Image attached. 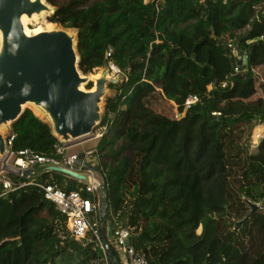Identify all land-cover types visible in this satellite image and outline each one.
<instances>
[{
  "label": "trees",
  "instance_id": "trees-1",
  "mask_svg": "<svg viewBox=\"0 0 264 264\" xmlns=\"http://www.w3.org/2000/svg\"><path fill=\"white\" fill-rule=\"evenodd\" d=\"M45 1L54 8L48 22L77 31L83 75L112 63L121 76L108 85L95 144L105 222L128 226L146 264H264V136L249 153L240 128L264 122V99L254 97L264 68V0ZM235 51L241 65L233 75ZM226 79L232 84L222 88ZM188 95L199 101L184 109ZM159 96L177 117L152 109ZM11 133L13 153L59 157L49 125L28 108ZM38 167L27 179L10 174L30 183L0 194V264H103L91 233L73 239L34 184L69 192L81 183ZM251 203L261 207L250 212Z\"/></svg>",
  "mask_w": 264,
  "mask_h": 264
},
{
  "label": "water",
  "instance_id": "water-1",
  "mask_svg": "<svg viewBox=\"0 0 264 264\" xmlns=\"http://www.w3.org/2000/svg\"><path fill=\"white\" fill-rule=\"evenodd\" d=\"M53 9L45 0H0L1 157L6 154V133L11 131L12 123L29 107L43 114V121L49 125L58 143H68L90 135L100 124L109 83L118 81L117 77L108 75L107 66L98 76L80 72L76 30L55 24L36 32H26L23 17L31 20L45 13L51 14ZM234 55L240 66V55L236 51ZM91 81L93 88H86L85 85ZM44 170L86 180L84 174L62 166L48 165ZM32 173L33 168L24 169L21 177L27 179ZM105 188L102 177V183L98 186L102 193L100 233L110 260L113 264H122L107 241L112 231L105 222ZM250 207L252 212L257 204L251 203ZM244 219L236 224L242 223Z\"/></svg>",
  "mask_w": 264,
  "mask_h": 264
},
{
  "label": "built area",
  "instance_id": "built-area-1",
  "mask_svg": "<svg viewBox=\"0 0 264 264\" xmlns=\"http://www.w3.org/2000/svg\"><path fill=\"white\" fill-rule=\"evenodd\" d=\"M228 47L232 48L228 43ZM111 49L108 48L107 54H110ZM107 67L112 74H118L119 69L112 63H108ZM240 70L239 66L234 67V74ZM232 84L229 79L223 80L220 84L225 88ZM210 87V86H209ZM199 98L196 95H188L183 103L184 109H189L196 104ZM213 115H218V112H212ZM178 114L176 115V117ZM104 127L100 130H94L92 139H98L103 133ZM6 153L13 156L14 173H9L5 170L4 164L0 167V190L1 195L21 187L30 182L15 180L10 174L19 175L27 168L36 166L46 167L48 165H57L68 168L75 172L84 174L86 180H77L81 186L77 190L65 192L55 184L50 183H34L43 191V196L48 201L52 202L57 210L65 217L66 228L70 236L75 240L83 239L88 232L96 240L103 253V264H110V258L105 249L99 222L100 201L102 193L98 190V186L102 183V175L96 168L98 157L95 148L87 149L82 154L77 152H69V144H55V153L59 156L47 157L36 154L30 150L23 149L13 153L11 149L13 135L10 132L6 133ZM90 161V162H88ZM6 164V163H5ZM32 173V175H33ZM97 173L99 175H97ZM31 175V176H32ZM30 176V177H31ZM29 177V178H30ZM112 234L107 238L111 242L115 250L118 252L120 261L123 264H146L144 257L139 254L130 243V230L121 220L112 218Z\"/></svg>",
  "mask_w": 264,
  "mask_h": 264
},
{
  "label": "rangeland",
  "instance_id": "rangeland-1",
  "mask_svg": "<svg viewBox=\"0 0 264 264\" xmlns=\"http://www.w3.org/2000/svg\"><path fill=\"white\" fill-rule=\"evenodd\" d=\"M263 6L262 4L259 5L258 7ZM257 7V8H258ZM50 15V14H49ZM47 16L48 14H42L41 16L32 18L31 20H28V22L25 24V27L28 29L29 32H36L40 29H44V28H48L50 24V22L47 21ZM51 25H55V24H51ZM36 29V30H35ZM248 29V28H247ZM246 29H243L240 31L241 34H243L245 32ZM204 55L205 56H210L209 49L206 48L203 50ZM103 70L102 68H98L94 71L93 74H91L92 76H98V74ZM258 80L261 82L260 87L257 90V93L255 94L254 97L260 96L264 99V68H262L261 70H258ZM108 75L110 77H117L118 81L121 79L120 74H112L109 71L108 68ZM92 84V86L90 88H93V81L89 82ZM86 87V85H85ZM113 94V90L108 88V96H111ZM149 105L152 107V109L156 112H160L162 114L168 115L169 117L175 118L176 115L178 114L175 108V105H173L172 103H170L168 101V99H165L163 97H160L158 99H152L149 102ZM172 105L174 107H172ZM29 107V106H28ZM30 110L32 111V108L29 107ZM33 112V111H32ZM34 113V112H33ZM42 120H45L43 117H39ZM240 128L243 130L242 131V137H241V144H243V146L247 149V151L249 153H253L256 150L257 144L259 142V140L264 136V122L259 121V122H252V123H244L242 125H240ZM97 129V128H96ZM99 130V129H97ZM98 139H92V134L73 140L71 142H68L67 144H69V152H77L79 154H82L85 150L87 149H92L95 148V144L97 142ZM90 162V161H88ZM3 163L4 164V168L7 172L11 173V170H14V164H13V156H9V154H5L2 159H0V164ZM6 163V164H5ZM97 164V162H96ZM97 175H99L97 173ZM259 205V207H261V204H257V206ZM200 231V229H198V232Z\"/></svg>",
  "mask_w": 264,
  "mask_h": 264
},
{
  "label": "bare ground",
  "instance_id": "bare-ground-1",
  "mask_svg": "<svg viewBox=\"0 0 264 264\" xmlns=\"http://www.w3.org/2000/svg\"><path fill=\"white\" fill-rule=\"evenodd\" d=\"M34 19H35V17H34ZM22 21H23V24H24V26H25V24L28 22V19L26 18V17H23L22 18ZM48 24H52V23H48ZM49 25V26H50ZM25 29H26V32H28L29 33V31H28V29L25 27ZM36 30V29H35ZM95 76V75H94ZM32 111L34 112V114H36L38 117H42L43 116V114L41 113V112H39V110L38 109H36V108H33L32 107Z\"/></svg>",
  "mask_w": 264,
  "mask_h": 264
},
{
  "label": "crops",
  "instance_id": "crops-1",
  "mask_svg": "<svg viewBox=\"0 0 264 264\" xmlns=\"http://www.w3.org/2000/svg\"><path fill=\"white\" fill-rule=\"evenodd\" d=\"M168 101L174 105V103H173L171 100H168ZM173 105H172V107H174ZM9 132H10V131H9ZM0 159H2L1 156H0ZM2 164H3V163L0 164V167L3 166ZM38 168H41V167H38ZM11 173H14V170H11ZM37 175H38V174H37L36 170L34 169V173H33L32 176H37ZM32 176H31V177H32ZM33 178H34V177H33Z\"/></svg>",
  "mask_w": 264,
  "mask_h": 264
}]
</instances>
